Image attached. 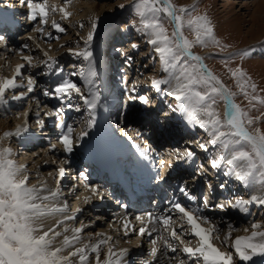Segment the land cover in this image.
I'll return each mask as SVG.
<instances>
[{
    "label": "snow or ice",
    "instance_id": "snow-or-ice-1",
    "mask_svg": "<svg viewBox=\"0 0 264 264\" xmlns=\"http://www.w3.org/2000/svg\"><path fill=\"white\" fill-rule=\"evenodd\" d=\"M71 3L72 0H63L59 5L51 0H17L33 30L46 40L60 38L52 32L45 33L46 27L56 33H66L62 22L73 15L69 11ZM6 6L13 5L6 2ZM130 7L136 19L125 28L134 29L149 47L146 55L160 63V75L150 78V86L165 101L170 113L178 115L188 127L202 130L208 137L206 142L201 139L190 141L183 151L174 149L176 162L191 163L196 158L191 147L195 143L207 154L208 166L225 178L219 184L220 190L233 192V196L210 203L209 197L204 195L201 203L196 204L197 197L192 195L188 181H182L165 200L163 208L133 214L126 211V204L117 201L125 209L119 218L117 232L122 238L130 235L147 238L150 248L148 258L143 259L142 264H264V221L252 219L248 226L240 229L231 221H216L205 214V209L224 213L232 210L249 217L254 215L252 206L264 209V130L257 126L264 119V112L257 116L250 114L258 110V105H264L261 94L264 89L258 88L242 64L230 67L237 58L244 61L251 57L257 46L229 51L232 45L218 37L207 11H198V0L190 5H178L175 0H132ZM56 13L60 14L58 20L51 18ZM98 21L99 17L92 18L91 30L82 38V47L81 40H77L76 47L67 48V53L78 61L67 73L58 58L49 55L39 44L35 48L42 52L44 59L23 54L25 50L32 51L27 43L19 49H9L8 37L0 34V46L19 51L23 61L15 66L10 77H0V106L7 108L10 101H23L34 93L41 87L38 76L57 77L54 86H44L41 91L43 96L60 101L61 106L43 115L59 120L58 142L68 154L73 153L88 131L83 130L74 137L73 126L60 119L65 109L79 112L82 102L87 110L86 129L95 127L98 108L107 110V101L98 86L100 71L93 51ZM78 26L83 29L85 25L80 22ZM139 47L138 43H131L132 49ZM197 47L216 51L201 55L194 51ZM119 54L130 64L131 56L122 50ZM215 57H220L235 82V91L205 62ZM41 66L43 72L25 77V69L31 72ZM19 89L25 90L17 91ZM126 91L130 93L129 102L150 104L148 94H136L135 82ZM238 96H243L247 104L238 103ZM221 103L222 111L218 107ZM23 115L22 124L0 134V264H134L128 258L129 248L117 247L112 235L101 231L84 235L95 221H81L79 226H74L72 222L77 220L82 209H71L64 198L60 188V180L67 171L64 167L57 169L54 188L43 180L30 183L28 167L15 159L17 153L10 143L13 138L23 139L30 133L29 111ZM36 116V124L42 129L45 121L39 112ZM133 146L141 157L150 156L147 142L143 146L140 143ZM55 147L52 145L53 149ZM172 166L169 163L168 167ZM207 172L208 168L202 162L197 164L192 181L206 176ZM155 179L163 181L165 177L157 173ZM230 181L247 189L249 198L236 196L235 189L229 188ZM206 187L212 190L213 185L206 181ZM86 188L91 195L83 197L85 204L93 197L105 198L106 191L101 186L88 184ZM181 197L187 203L182 202ZM52 219L55 222L48 223ZM222 223L227 225L226 232ZM238 231L244 234L234 236Z\"/></svg>",
    "mask_w": 264,
    "mask_h": 264
},
{
    "label": "rangeland",
    "instance_id": "rangeland-1",
    "mask_svg": "<svg viewBox=\"0 0 264 264\" xmlns=\"http://www.w3.org/2000/svg\"><path fill=\"white\" fill-rule=\"evenodd\" d=\"M6 2L14 5V8L11 7V9L13 10L12 14L15 18V24H13L12 28L6 27L4 30L0 31V34H4L8 37V48L19 49L23 43H27L32 51L25 50L23 54H31L37 59H44L42 52L35 48V45L39 44L40 48L48 51L49 55L58 58L60 64L64 66L66 73L71 71L73 64L78 63L76 58L67 53V48L76 47L77 40H81L80 46L82 47V38H85L87 33L91 30L92 18L99 17L97 30L93 39V51L97 60L98 70L100 71L98 86L99 88L102 86V89L100 88L101 90L104 89L103 94L102 91L101 94L107 101V110L102 107L97 109L96 124L104 129L111 130L110 132L114 134L116 138L129 141L130 146H133L134 143H140L143 146L145 142H147L151 149L150 156L152 157L154 155L158 160V163H155L157 168L161 166H167V168H169V163H176L174 149L179 148L183 151L182 148H185V143L182 140H180L181 142H177L176 140H179V137L175 138L173 135L169 137L166 133L171 122H169L168 118V115L171 113L169 112L167 104H165L164 108L161 106L157 108L159 111V114L157 113L158 115L154 112L146 114L143 109L145 105L138 101L129 102L127 99L130 93L126 91V88H130L133 82L137 85V95H142L143 93L148 94L147 90L151 88L150 84H148L150 78L160 75L159 60L157 59L153 61L150 55H146L149 53V47L134 29L125 28V25L131 20L136 19L130 7L132 0H72V3L69 6V11H71L73 15L68 20L62 22L67 29L66 33L60 34L56 33L50 27L45 28V33L52 32L54 36H60L59 39L53 40H46L33 30V25L28 22L25 11L19 7L17 0H0V5L6 6ZM51 2L59 5L63 3V0H51ZM193 2L194 0H175V3L178 5H190ZM198 3V11H207L208 15L211 17L218 37H220L223 42L232 45V48L229 49V51L234 49H244L252 45L257 46L256 52L251 57L244 61L237 58L231 62L230 67L242 64L248 74L252 77V80L258 85V88L264 89V0H198ZM121 4L125 5V7L120 8L119 5ZM59 15V13H56L51 18L58 20ZM80 22H83L85 25L83 29L78 26ZM29 36H32L33 39L29 40ZM133 42L138 43L140 47L136 50L132 49L131 43ZM61 45H65V47H61ZM120 50L125 52L127 56L132 57L130 64L125 63L126 57L119 54ZM194 51L201 55H206L215 52L216 49L197 47ZM205 62L216 74L221 76L229 87L234 91L236 90L235 82L221 63L220 57L206 59ZM19 63H23L19 51L6 50L3 46H0V77H10L13 74L15 66ZM43 71V66L31 70V72L25 69L24 75L26 77L29 74ZM37 80L41 87L37 88L34 93H30L23 101H10L7 108L0 106V134L6 130L14 129L16 125L22 124L25 119L23 113L26 110L29 111L28 121L31 125L30 132H33V136L35 135V138L39 139V141L36 145H33V148H29V151L25 154V151L23 152L25 139L19 138L20 141L13 142V138L10 143L11 147H13L17 153L15 159L21 161L22 158H24V163L26 162L28 168H39L42 164L38 163V159H35L33 154L40 152L42 153L40 159H42L44 163L48 162L50 165L51 163L53 165L48 172H51L52 174L54 173L53 176L55 175V177H57V169L60 167L61 162L64 161L63 158H59L57 155L55 156L56 153L62 150V145L58 142V136L61 131V129L57 127L59 120L55 116L46 117L43 114L46 111H54L56 108L60 107L61 104L60 101L54 98L43 96L41 91L44 86H54L57 77L41 75L37 77ZM111 88L110 96L106 99L104 96L106 90ZM21 90L25 89H19L17 91ZM11 94L12 93H9V95ZM261 94L264 95V93ZM51 100L53 102L50 103ZM236 100L242 105L247 104V101L243 96H238ZM218 107L221 111L223 110L222 104H219ZM157 110L153 109L155 112H157ZM37 112L40 113V118L45 121V125L42 129L36 124ZM261 112H264V105H258V110H253L250 114L257 116L260 115ZM74 113L77 116L71 117ZM131 117H136L137 121L142 120L141 122H150L147 127L145 126L146 130L139 132L140 135H137L138 132H134V130L132 132L125 129L126 122H129ZM86 118L87 110L84 108L82 102L81 111L77 112L74 109H65L60 117L65 124L73 126L74 137L83 130H87V136L92 137L95 135V129L85 128ZM257 126L264 130V119H262ZM157 134L159 137H163L162 141L165 144L156 150L155 145L157 146V143L156 140H154V136ZM87 136L84 137L85 139L83 138L84 141L83 139L80 140L75 146L76 149L73 151L74 156L77 150V154H81L83 150H86L85 148L88 146L87 141H85L88 138ZM129 137H131V139H129ZM155 138H157V136ZM204 140L207 141V139ZM52 145L56 146L55 149L52 148ZM56 149L57 151L55 153ZM133 150L137 151L135 148ZM194 161L197 164L202 162L205 167L207 166V157L200 152L197 153ZM65 162L66 161H64V164ZM161 162H163V164ZM194 167L195 166L190 167L191 170L189 169V171L184 172V178H179L180 180L177 181V184L184 180L188 181L191 193L197 197L196 204L201 203V197L204 195L209 197L210 203L223 201L225 197L222 193L216 191L215 182L212 178L203 176L195 182L192 181L191 177L194 175ZM85 171L88 173L92 172V168L86 169ZM182 171L183 170L180 171V175L183 174ZM49 173L46 178L52 176H49ZM85 175L86 173L83 174V177ZM173 181L169 185L175 189L177 184L175 180ZM206 181L212 183V190H209L206 187ZM196 185L199 187L197 186V188L192 191ZM71 189L72 187H70V190ZM232 189H235L237 194L243 196H248L250 194L247 189L242 188L239 184H234ZM82 193L88 194L90 192L87 188H84ZM74 202H76V200L69 204L71 209H73ZM115 202H111V205L114 207H111L109 212L110 216H108L112 219L111 224L118 229L120 225L119 218L122 216L123 209L117 202ZM119 211L118 218L115 216V213H118ZM216 212L217 210L209 211L205 209V214H208L209 217L218 221L219 218L217 217ZM252 213L254 214L253 216L244 217L247 225L252 219L264 221V209H253ZM94 214L95 213L93 212L86 211L88 218L87 222L95 221L93 224H96L97 221H101L102 216H104L101 214ZM137 227H139V225H137ZM222 228L225 232L227 231L226 223L222 224ZM223 234L224 232L221 233V235ZM242 234L244 233H241L240 231V234L237 235ZM132 238H134L135 242L138 241L139 243L144 239L138 235H132ZM119 241L120 239L115 238L116 243H119ZM146 248L147 254L150 248L149 242L147 243ZM137 258H135V262L141 264V259Z\"/></svg>",
    "mask_w": 264,
    "mask_h": 264
},
{
    "label": "bare ground",
    "instance_id": "bare-ground-1",
    "mask_svg": "<svg viewBox=\"0 0 264 264\" xmlns=\"http://www.w3.org/2000/svg\"><path fill=\"white\" fill-rule=\"evenodd\" d=\"M10 8L11 7L1 6L0 5V10H2V13H0V21L1 20H5V21H7V23H9L7 12L10 11ZM12 8H14V5L12 6ZM11 12H12V10H11ZM11 12H10V17L12 16L11 15ZM3 27H4L3 25H0V30ZM149 89L147 90V92H148V95L149 96L151 95L150 96V100H151L153 98L152 95H154L156 93L154 92V90L152 88H149ZM111 90H112V88L106 90V94L104 95L106 97V99L108 98V96H110ZM160 100L161 99H159V101ZM168 100L170 101L171 98H168ZM159 101H158V103L159 104L162 103L161 107L164 108L165 107V104H166L165 101L164 100H162V102H159ZM51 102H53V101L51 100L50 103ZM153 104H154V107H155V103H152V105H150V104L149 105H145V107L143 108L145 110L144 113L151 114V112H154L155 114H157V113L159 114V111L157 110V107L154 108L153 107ZM222 108H223V104H222ZM153 109L154 110H157V112L153 111ZM175 115L176 114H172V113L170 115H168L169 122L171 121L170 123H172V121H175V119H173ZM73 116H77V115L74 113L71 117H73ZM141 121H139V120L137 121L136 117H131L130 118V121L129 122H126L125 129H127L129 131H132V132H133V130H134V132H143L144 130H146L145 129V126L147 127L149 125L148 123H150V122L147 123V122H141ZM169 126H171V124H169ZM169 126H168V128H169L168 130L171 129V131H172L174 128H170ZM188 128L189 129H192L190 127H188ZM93 129H95V132L96 133L92 137L91 136L90 137L87 136L88 138L85 141H87V143H88L87 145L88 146H87V148L84 147L86 150L83 151V152H81V154H77L78 153V150L75 152V156H74L73 153L68 154V153L63 152V150H60V152L56 153L57 149L55 150V153H56L55 156L57 155L59 158H63L64 161H66L65 164H64V161L61 162V164H60V167H64L67 170L65 177L62 180H60V188L62 189V191L64 193V198L67 199L68 204H70L72 201H75L76 200V202L73 203V210L76 209V208H78V207L82 209V211L77 214V220L74 221V222H72V223L74 224V226H79V223L81 221H83L85 223H88L87 222L88 221V218H87V215H86V211H90V212H93L95 214L104 215V216H102V218H101L102 220L101 221L98 220L96 224H91V226L85 230L84 235L86 236L88 233H94L96 231L106 232L109 235H112L113 237H115L117 239H120L121 242L120 241H119V243H116L115 242L116 245H117V247H127V248H129L130 253H129V257L128 258L130 260L134 261V264H137L135 262V258H137V257H138L137 259H141L140 262L142 264V260L144 259V257H145V259L147 257V254H146V252H147L146 246H147V243H148L147 238L146 239L144 238L143 241H141V243H139L138 241L135 242L134 241V238H132V235H130L127 238H122V236L117 232V228H115V226L113 224H111L112 219H111V217H109L110 216L109 209H110V207L112 205H109V203L107 202V200H105V199H109V202H110V200H113V198H112V196H111V194L109 192V185L110 184L112 185V183L114 185V183H115L116 180L112 178V175H113V173L116 170L117 171L121 170V165H122V163H124V161H122V160H120V159H118L116 157V152L110 151L109 158H108L109 161L107 162V160H104V159L101 161V164L104 165V167L107 169L106 175L107 174L110 175L109 177H106L105 175H103V172L102 173L101 172L91 173V174H93L91 178H90V175L89 174L88 175L86 174L87 175L86 178L82 177L81 174H80V176L78 175L79 177L77 176V174L79 172L80 173H83V172L86 173V171H85L86 168H89L90 169V167L91 168L94 167V170L96 171L97 166H95L94 163H92L89 160H87V157L90 156L91 152L93 151V147H94V144H95V140L97 139L96 134L98 132L105 133V130L106 129L102 128L98 124H96L95 127H93ZM192 130L194 131V129H192ZM196 132H198V131H196ZM33 134H34L33 132H30L29 134H26V136L24 137V139H25V141H24L25 147L23 146V152L25 151V154H26L27 151H29L28 150L29 148H33V145H36L38 143V141H39V139H36L35 138L36 136L35 135L33 136ZM73 135H74V133H73ZM171 135H173V137H175V138L176 137H180L178 134H175L174 135L173 133L172 134L168 133V136L169 137ZM156 136H157V138H155ZM191 137L192 136H190V137L187 136L186 137V140L191 141V142H195L196 140L191 139ZM113 138L116 140V147L118 148L119 151L125 152L126 149L130 148L129 141H126L123 138H122L123 140H120V139L116 138L115 136H113ZM84 139H83V141H84ZM162 139H163V137H161V136L159 137L158 134L154 136V140H156V143H157V146L155 145L156 148L154 147L156 150H157V148L159 149V148H161L165 144V143H163ZM204 139H208V137L202 138L203 141H205ZM106 140L107 141L110 140L109 137H108V135H106ZM180 140H183V137L182 138H179V140H176V141L177 142H181ZM17 141H20V139L19 138H14L13 142H17ZM54 142H53V144H54ZM183 142L185 143V147L186 146H189V145H186V142L185 141H183ZM5 143H7V141ZM193 145L195 147L192 148V150L197 155V153H198V147L196 146L195 143H193ZM75 149H76V147L74 148V150ZM182 149H184V148H182ZM34 154H33L34 158L35 159L37 158L38 159V163H40L42 165L39 168L38 167H36V168H34V167L28 168V171L30 173V183L31 184H37L38 181L43 180V181H46L47 182V185L49 187H53V188L56 187V177H55V175L53 176L54 173L52 174V176L50 178H46V176H48L47 174L49 173L48 170L51 169V166H53L52 163H51V165L48 162H45L44 163L42 161V159H40L42 153L36 152V154L35 155ZM72 154H73V156H72ZM82 154L85 157L84 156L82 157ZM135 156H140V155L137 154ZM155 157L156 156L153 155L151 157V160L155 161L156 160ZM142 159L143 158L137 157L136 163L137 164L142 163ZM167 159H169V158H167ZM160 161H162V160H160ZM18 162L19 163L22 162V164H26V162L24 163V158H22V160L21 161L19 160ZM193 162H194V160L192 161V163ZM180 163H184V162H180ZM145 166L148 167V170L153 169L152 164H150L149 162H147V163L145 162ZM190 166L192 167V164H190ZM163 167H165L163 169H167V166H163ZM181 170H183V169H181ZM180 171L173 173L171 176H168V178L166 177V181L169 182V181L175 180V182L177 184V180L179 181L180 180L179 178L183 177L184 176V172H186V170H183L182 171L183 174L180 175ZM163 173H165V172L163 171ZM56 175H57V173H56ZM190 177H191V175H190ZM208 177H210V176H208ZM223 180L224 179H220L221 182H223ZM157 183H158V181L155 179L153 181V184H154L153 186L154 187H157ZM232 183L233 182H231V181L229 182V184L231 186H232ZM88 184H95V185L101 186V189L106 191L105 198L103 200H99V199L93 197L92 200L89 203L85 204L84 203V200H83V197L84 196H90L91 193L85 194V193H82V192H83L84 188H86V186ZM234 184H236V183H234ZM197 186L198 185H196V187H194V189H192V191L195 190L197 188ZM70 187H72L71 190H70ZM216 191H218V193L220 192L222 194H229V193L231 195L233 194V192H230V191H227V190L222 192L218 188H216ZM234 194H236V196H242L245 199L249 198V195H250V194L248 196H243V195H240V194L237 195L236 192ZM192 195H194V194H192ZM77 197H80V199H77ZM164 206H165L164 204H159L156 208H163ZM253 209H257L256 206H252L251 211H253ZM128 211H131V210H128ZM143 211H150V210H149V208H147V209H143ZM118 213H120V211ZM206 215H208V214H206ZM216 215L219 218L218 221L219 220H221V221H231L238 228L240 227V229H242L243 227L248 226L245 223V219H244L245 216L242 215L239 212L229 210L227 213H224V212H220L219 210H217ZM115 216L118 217L119 215L118 214L116 215V213H115ZM56 218L58 219L59 217H56ZM54 222H55L54 219L48 221V223H54ZM110 224L112 226H114V227H109ZM222 224H224V223H222ZM222 224H221V227H222ZM119 228H120V225H119L118 229ZM241 233H243V231H241ZM237 234H240V231H238V233L235 232L233 235L235 236ZM138 245H139V247H138Z\"/></svg>",
    "mask_w": 264,
    "mask_h": 264
}]
</instances>
